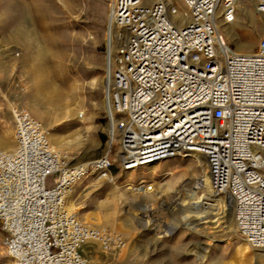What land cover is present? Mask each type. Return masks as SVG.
Here are the masks:
<instances>
[{
	"label": "built area",
	"instance_id": "built-area-1",
	"mask_svg": "<svg viewBox=\"0 0 264 264\" xmlns=\"http://www.w3.org/2000/svg\"><path fill=\"white\" fill-rule=\"evenodd\" d=\"M238 1H110L109 146L99 159L69 160L29 112L12 109L14 149L0 151V232L13 264H89L88 241L105 252L124 247L120 234L82 223L66 204L83 179H114L113 155L123 172L203 157L209 190L231 202L235 230L264 249V36L254 54H238L218 24L235 20ZM248 1L264 16V0Z\"/></svg>",
	"mask_w": 264,
	"mask_h": 264
},
{
	"label": "rangeland",
	"instance_id": "rangeland-1",
	"mask_svg": "<svg viewBox=\"0 0 264 264\" xmlns=\"http://www.w3.org/2000/svg\"><path fill=\"white\" fill-rule=\"evenodd\" d=\"M110 1L0 0V151L14 149L11 111L18 108L41 124L53 149L69 160L86 163L106 154L103 99ZM242 3L247 17L237 8L232 24L223 25L220 19L218 24L231 51L254 54L264 36V16L248 0ZM115 150L113 145V154ZM111 159L114 181L89 176L75 186L66 204L82 223L122 236L124 247L109 251L116 255L115 264H264V251L239 235L231 212L216 229L182 225L188 190L201 175L188 164L194 159L158 162L133 172H123L114 155ZM152 166L155 174L148 172ZM167 169L173 174L159 179L158 173ZM140 177L153 186L148 194L126 187ZM193 192L202 201L211 194L207 188ZM166 230L171 232L164 235ZM198 255L204 256L202 263ZM0 264H13L1 232Z\"/></svg>",
	"mask_w": 264,
	"mask_h": 264
},
{
	"label": "bare ground",
	"instance_id": "bare-ground-1",
	"mask_svg": "<svg viewBox=\"0 0 264 264\" xmlns=\"http://www.w3.org/2000/svg\"><path fill=\"white\" fill-rule=\"evenodd\" d=\"M237 8L239 9L240 14L243 17L248 16V9L242 3V0L238 1ZM218 19L221 20V24H223V25L228 26V25L233 23V22L232 23H226L223 21V19L221 17L220 18L218 17ZM226 37L231 38V35L226 33ZM223 41H224V39H223ZM224 43H225V41H224ZM225 45H226V43H225ZM226 47L228 48L227 45H226ZM244 55H251V54H244ZM79 117H82V115H80ZM187 158L188 159H194V162H192V163L190 162L188 164H191V165H193V167L200 170L201 175L196 179V182L192 186L194 188H192L190 190L187 189L189 196H190V202L187 203V205L183 204V206H186V207L183 209L182 213H187V214L183 217V224L182 225L189 228V229H196L198 227L200 228L203 225L207 224V225H211L212 229H216L220 225H223L224 223L227 222L226 221L227 216L230 215V212L233 215V210H231L232 204L229 200H227L224 204V202L220 198H218L216 195H214L212 193L208 194L205 197L204 201H202L203 196L201 198H197V193L193 192V189L194 190H205V191H206V188L209 189L208 177L205 173V160L201 156H193V157H187ZM187 158H184V159H187ZM149 166L150 165L146 166L145 168H147ZM133 171H136V170H133ZM133 171H129V172H133ZM148 172H150L151 174H155V166L150 167ZM158 174H161L158 177L159 179H165V178L171 176L173 174V172H172V170L167 169V170H165L161 173H158ZM112 181H114V180H112ZM134 185L139 186V188L135 187L136 189H134ZM126 187L129 190L141 192L142 194H148V190L153 189L152 185H150L148 188H146L145 181H144L143 177L138 178L136 180V183H133V182L126 183ZM185 192H186V190H185ZM179 205L182 206L181 204H179ZM220 208H221V212L218 213V210ZM170 232H171V230L170 231L166 230V231H164V235H167ZM91 243L94 244V242L88 241L84 244V246L87 244H91ZM95 245H97V247L99 248L97 243H95ZM84 246L82 247V252L84 250ZM100 250H102V249H100ZM261 250L264 251V249H261ZM102 252L103 253H109V252H105L103 250H102ZM203 258H204L203 255L197 256V260H199L200 263H202Z\"/></svg>",
	"mask_w": 264,
	"mask_h": 264
},
{
	"label": "crops",
	"instance_id": "crops-1",
	"mask_svg": "<svg viewBox=\"0 0 264 264\" xmlns=\"http://www.w3.org/2000/svg\"><path fill=\"white\" fill-rule=\"evenodd\" d=\"M90 248L94 249L93 253L90 252ZM82 253L89 264H115L116 261L115 254L103 253L95 243L85 245Z\"/></svg>",
	"mask_w": 264,
	"mask_h": 264
}]
</instances>
